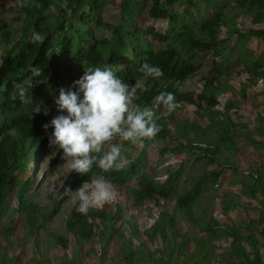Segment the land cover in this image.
<instances>
[{
    "label": "trees",
    "instance_id": "obj_1",
    "mask_svg": "<svg viewBox=\"0 0 264 264\" xmlns=\"http://www.w3.org/2000/svg\"><path fill=\"white\" fill-rule=\"evenodd\" d=\"M53 3L57 5L55 13L48 11ZM59 3L30 0L22 7L17 0H0V237L7 243L5 248L13 250L0 254V264L6 259L11 264H29L32 253L20 249L27 242L36 258L42 253V242L61 248L66 264H85L83 251L90 244L88 257L97 256L96 264H102L113 237L123 246L122 261L117 264H264V159L228 178L230 186L239 185L242 194L259 202L261 215L257 220L227 225L207 218L205 210L200 217L195 212L197 203L221 185L227 170L240 171L233 161L238 139L244 137L264 151V114L257 113L252 129L231 117V111L239 112L248 99L249 87L264 94V52L256 55L242 49L238 42L243 32L231 25L241 12L250 14L248 34L264 41V0H66L63 8ZM106 3L117 7L116 21L105 19ZM180 4L183 15L177 9ZM7 7L17 8L19 14L9 19ZM145 11L152 20L167 22L168 28L141 26L138 18ZM222 27L230 31L224 43ZM103 29L110 30L112 36L100 37L98 31ZM33 32L45 37L43 44L30 42ZM174 36L179 45H174ZM223 45L231 49L227 60L244 68L241 87L236 90L229 81L231 71L215 64L202 75L201 90L183 91L188 79L202 69L201 52L212 51L221 57ZM234 47L241 52L236 58ZM144 63L160 67L164 75L159 79L145 77L140 71ZM105 65L113 66L125 82L140 84L136 104L150 106L160 92H171L180 107L161 117V130L142 148L136 150L123 142L121 148L130 150L132 146L133 152L125 155L127 163L120 171L102 173L94 165L84 176L69 172L65 188L70 186L74 192L94 175H104L120 198L90 209L87 215L76 210L77 202L67 214L66 204L72 195L61 189L43 203L39 200L43 192L35 188L48 175L43 172L38 179L46 149H56L48 143L52 127L45 130L42 125H50L59 114L54 100L61 88L75 91L74 81L85 70ZM30 67L41 68L42 75L34 78L23 101H11L13 86L31 75ZM41 80L44 83L35 82ZM226 94L230 97L222 103ZM38 104L49 108V114L33 113ZM189 105L196 107L198 115L210 114V125L201 126L196 120L180 122L177 113ZM159 112L165 109L161 107ZM223 115L225 120L219 119ZM158 141L165 144L159 150L162 157L169 152L185 153L188 159L195 156L206 161L202 175L191 186L184 164L171 166L167 178L157 180L159 172L150 167V146ZM230 196L232 193H227L224 199ZM143 212L147 218L136 220ZM65 214L63 232L49 225L53 217ZM184 223L195 233L185 231ZM223 237L231 239V250L217 260L215 240ZM71 253L74 255L67 259Z\"/></svg>",
    "mask_w": 264,
    "mask_h": 264
},
{
    "label": "clouds",
    "instance_id": "obj_2",
    "mask_svg": "<svg viewBox=\"0 0 264 264\" xmlns=\"http://www.w3.org/2000/svg\"><path fill=\"white\" fill-rule=\"evenodd\" d=\"M29 2L30 0H17L22 7L28 6ZM65 6L66 0H60L59 7ZM48 11L57 12L56 3L50 5ZM44 39L42 34L33 32L30 42L43 44ZM29 71L31 75L13 86L14 90L9 94L11 101H23L28 89L33 87L34 78L41 76L43 72L39 67H30ZM140 71L145 77L152 79H159L164 75L160 67L149 63H144ZM35 82L44 83L42 80ZM74 85L77 86L75 91H65L63 88L59 90V95L54 100L59 114L51 119L50 125L44 124L42 127L45 130L52 127L53 131L48 137L49 147L58 149L62 154L61 158L68 161L70 172L80 176L91 172L94 165L102 173L120 171L127 163V157L121 146L114 142L143 146L146 140L154 139L161 130L158 124L161 117L172 114L180 107L171 92H160L153 98L150 106L136 104L140 84L125 82L111 65L85 70L74 81ZM161 107L165 112L158 114ZM42 111L44 115H48L50 109L39 104L33 109L35 114ZM158 167L157 180L161 181L162 170ZM64 191L79 201L76 210L83 215H87L92 208L111 203L117 194L115 186L104 175H94L90 182H83L74 192L70 186Z\"/></svg>",
    "mask_w": 264,
    "mask_h": 264
},
{
    "label": "rangeland",
    "instance_id": "obj_3",
    "mask_svg": "<svg viewBox=\"0 0 264 264\" xmlns=\"http://www.w3.org/2000/svg\"><path fill=\"white\" fill-rule=\"evenodd\" d=\"M150 5V4H149ZM117 7L113 4L106 3V10H105V19L109 21H116L117 18ZM9 10L8 17L9 19L12 18L13 15H18L19 10L17 8H6ZM178 11L181 15H183V5L180 4L177 6ZM232 9H235V5L232 6ZM196 11V10H195ZM213 12H217L215 9ZM148 12L145 11L142 13V15L138 18V22L141 26H150V25H156L159 28H168V23L163 21H154L151 18H149ZM198 14V12H196ZM233 16V13L230 15ZM249 16H251L249 14ZM247 16L246 13H240L239 17L236 18L232 25V27L236 26L238 29H240L243 32V37L240 38L239 44L241 43V48L249 49L250 51L254 52L256 55H260L264 52V41L256 39L254 36H251L248 34V29L251 27L250 24V17ZM231 27V28H232ZM99 32L100 37H108L110 38L112 36L111 31L107 29H103ZM230 35V31L227 27H222L220 36H221V42L224 43L226 41V37ZM174 39V45H179L180 40L174 36L172 37ZM157 47H162V44H157ZM238 47V44L236 45ZM223 55L216 56L212 51L209 52H201V58L199 62L203 64L202 69L193 77L188 79V85H185L182 87L183 91L187 90H201L204 85V80L202 79V75L208 73L211 71L215 64H218V66H222L223 68H226L227 71H231L229 76V81L233 83V87L237 90V88H240V83L245 80L246 73H242L241 70H244L243 67L238 66L236 63L229 62L227 58L230 55L231 49L229 51V48H227L225 45H223ZM235 50V58L240 55V51L234 47ZM261 83V81H260ZM248 99L244 102L243 107L239 110V112L234 113V111H231V117L236 123L241 124H247L251 129L253 128L255 117L257 113H263L264 114V94L257 91V87H249L247 90ZM227 95L230 97V94H226L222 97V103H227ZM254 103L261 104L260 106H253ZM187 110L184 112H178L177 118L180 122L182 121H197L201 126L207 125L211 123V116L208 113H204L201 115H198L195 113L196 107L193 105L187 106ZM205 110V109H204ZM219 119L225 120V116H219ZM186 121V122H187ZM120 146L123 145V142L119 143ZM128 145H130L128 143ZM165 144L158 141L150 146V152H151V158H150V167L151 170L156 169V167L159 166L160 162H166L167 160L170 161L171 159L175 160V164L173 167H177L178 165L184 164L185 165V171L187 174L191 175V179L188 183V186H191L194 181H196L203 173L205 167H206V161L201 159L198 160L193 156L192 158L188 159L185 153H179V154H173L171 152L167 153L165 156H160L159 150L164 146ZM237 146H238V152H236V155L234 156V163L236 166L240 169L238 173H234L232 170H227L226 174L223 178V181L220 186H216L214 190H212L205 198H202L198 203L197 207L195 208L196 214L200 217L203 214V211H207L208 217H213L217 219L222 224H234L240 223V221L247 222L249 219L257 220L258 217L261 215V212L259 210V202L251 200L247 195H244L240 191L239 185L230 186L228 184V178L234 177L235 175H238L240 172L246 170L249 168L251 164L260 163L262 159H264V151L258 148H254L252 144L247 143L244 137H241L237 140ZM142 148L141 146L137 145L134 146L133 149ZM132 146L130 150H128V147L123 146L122 152L124 155L131 154L133 152ZM224 151L225 148H224ZM232 151V150H231ZM49 153V154H48ZM62 154L58 149H55L54 152H50L49 149H46L44 153V161L42 163V166L40 167V173L38 174V179L40 178L41 174L43 172H48V175L43 178V180H40L37 182L36 189L39 193L43 192V194L40 196L39 200L43 203L48 202L50 199L53 198L54 195H56L59 190L65 189L64 182L66 178L68 177V174L70 172L69 169V163L68 161L61 158ZM172 157V158H171ZM48 169V171H47ZM167 173L166 169H162V176H164ZM227 193H232V196L227 197L224 199V196ZM262 195L260 196V198ZM120 196L118 193L116 194L115 199H119ZM114 199V200H115ZM79 202L74 198L72 195V199L68 201L66 204V213L68 212L76 205V203ZM146 212H143V214L139 218H135L136 220H144L147 218V215H145ZM66 214L62 216H56L53 217L52 220L49 222V225L51 227L57 228L59 232H63L64 227V220H65ZM149 223L152 222V220L148 221ZM149 225V224H148ZM183 229L187 231L189 234H194L195 230H192L189 226H187L185 223L183 224ZM19 232H16V235L20 234ZM247 233V232H246ZM259 236V235H257ZM18 243V241H16ZM216 245L219 247L216 251L215 259H223V256L226 252H229L231 250L230 244L231 239L227 237L223 238H216L215 240ZM7 245L6 241H4L0 237V254H5V252L13 251L11 248H5ZM73 245V244H72ZM137 245V243H135ZM247 249L251 251V247L245 244ZM18 247V245H17ZM74 247V246H73ZM85 250L83 251V256L85 260V264H96V262L99 261L97 256L88 257L87 250L90 248V244L85 246ZM15 248V246H14ZM13 248V249H14ZM99 247L97 246V249ZM22 251H28L32 253L31 256H33L35 259H33L29 264H66V256L65 251H63L61 248H54L53 245L42 242L40 251L42 253H39L40 255L38 258H36L33 253V247L30 242H27L22 246ZM101 249V253H102ZM122 252H123V246L122 241L119 238L113 237L109 243H107V259L106 262L102 264H117L120 261H122ZM262 254L264 257V249H262ZM35 255H38L35 254ZM74 254L71 253L67 259H70ZM12 254H10L11 257ZM30 256V257H31ZM21 257L23 255L21 254ZM190 260V259H189ZM214 262V260H213ZM2 264H11L10 259L4 260ZM78 264H82L80 261ZM186 264H189L187 262ZM191 264H194L191 262Z\"/></svg>",
    "mask_w": 264,
    "mask_h": 264
},
{
    "label": "built area",
    "instance_id": "obj_4",
    "mask_svg": "<svg viewBox=\"0 0 264 264\" xmlns=\"http://www.w3.org/2000/svg\"><path fill=\"white\" fill-rule=\"evenodd\" d=\"M175 162L176 161L173 160V159H171L170 161L167 160L166 162H160L158 169L159 170H162V169L168 170V168H170L171 166H174ZM166 178H167V175L166 174L164 176H161L160 177L161 181H164V179H166Z\"/></svg>",
    "mask_w": 264,
    "mask_h": 264
}]
</instances>
